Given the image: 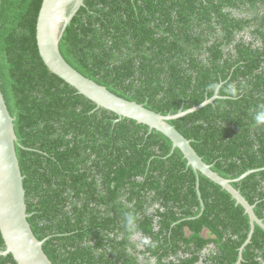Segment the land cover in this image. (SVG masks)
Returning <instances> with one entry per match:
<instances>
[{"label":"trees","instance_id":"16d2710c","mask_svg":"<svg viewBox=\"0 0 264 264\" xmlns=\"http://www.w3.org/2000/svg\"><path fill=\"white\" fill-rule=\"evenodd\" d=\"M42 2L0 0V83L15 117L28 221L47 238L50 260L150 264L126 248L140 229L156 235L144 253L157 264H196L211 245L206 264H264V228L256 224L245 244L250 217L229 191L201 173L198 191L195 170L169 137L117 120L47 67L37 43ZM60 50L86 77L162 114L218 92L170 122L221 176L250 171L233 185L264 221V125L253 119L264 104V0H84ZM213 83L221 86L215 92ZM228 85L239 95L225 92ZM88 149L108 167L107 195L81 169L89 168ZM154 203L163 210L147 212ZM0 264L18 263L8 254Z\"/></svg>","mask_w":264,"mask_h":264},{"label":"water","instance_id":"95a60500","mask_svg":"<svg viewBox=\"0 0 264 264\" xmlns=\"http://www.w3.org/2000/svg\"><path fill=\"white\" fill-rule=\"evenodd\" d=\"M83 3L84 0H43L37 23V43L47 67L75 87L79 93L95 102L98 107L116 113L120 119L126 117L147 124L169 137L173 142V150L179 148L188 164L195 170L198 191L201 173L229 191L236 199V203L245 208L251 224L249 237L245 242L247 244L251 240L256 224L264 228V221L256 214L255 204L246 199L233 185V181L244 177L250 171L237 179L221 176L197 153L191 140L170 122L213 102L219 96L218 92L189 109L181 108L177 113L162 114L137 101L121 97L106 86L86 77L68 63L60 50L61 38ZM70 4L73 7L69 10ZM17 140L15 117L8 109L0 83V230L6 244L5 249H0V255L12 254L18 264H54L43 249L47 238L38 239L28 221L31 213L27 211L25 176L16 150Z\"/></svg>","mask_w":264,"mask_h":264},{"label":"flooded vegetation","instance_id":"af4514ba","mask_svg":"<svg viewBox=\"0 0 264 264\" xmlns=\"http://www.w3.org/2000/svg\"><path fill=\"white\" fill-rule=\"evenodd\" d=\"M124 118V117H123ZM122 119V118H121ZM120 117L118 116L117 117V120H121ZM150 130H156L154 128H151L149 127ZM102 140H99V142H101ZM107 152H109L107 150ZM98 154H96L95 152H93V150H90L88 149L86 152H85V163L89 164V168H86L84 166H81V169L83 171H85V174L87 175V178L89 180H96V182L98 183L99 185V189L98 191L100 190L101 191V194H104V195H107V190L105 189V186H106V182H107V171L108 170V167L105 166L104 167V163H102L100 165L101 162H104V160L102 161H98L97 160L100 158L97 156ZM96 162V163H94ZM98 166H101V167H98ZM101 168H103V170H101ZM88 170V171H86ZM87 172V173H86ZM79 178V179H82L80 177H76V179ZM142 177L139 176V177H136V180L137 181H142ZM103 195V196H104ZM163 210V207L161 205H159L158 203H154L152 204L150 207H148V210L147 212H159ZM154 226L155 228L154 229H158L159 226L157 224V222L154 223ZM145 238H147L150 243H157V240H156V235H153V234H146L144 231L142 230H137L135 231L134 233H132V236H131V241H133L135 243V247H132L130 244L126 245V248L128 251H132L134 248L137 249V250H134V254L137 256L138 255V260L142 263V262H146L149 260V263L150 264H157V257L154 256V255H151L150 252H146L144 253V251L147 249V245L149 244H145L144 243V240ZM210 248H212V245L209 247V248H206L204 251H203V255L201 257V259L199 260L198 263L196 264H206L203 259L205 258L206 255H208L210 252ZM175 256L174 255H170L168 257V259H174Z\"/></svg>","mask_w":264,"mask_h":264},{"label":"clouds","instance_id":"9594fccd","mask_svg":"<svg viewBox=\"0 0 264 264\" xmlns=\"http://www.w3.org/2000/svg\"><path fill=\"white\" fill-rule=\"evenodd\" d=\"M221 86L219 84L213 83L209 85V90L212 92L217 91ZM224 91L233 95V96H237L240 93V90L237 89V87L235 85H228L224 88ZM253 119L255 121V123L257 125H264V104H260L258 106V109L255 111V113L253 114ZM128 224V228L131 230L134 228V219L132 217L128 218L127 221ZM145 244L150 243V241L145 238L144 240ZM155 245H153L154 247ZM213 246V245H212Z\"/></svg>","mask_w":264,"mask_h":264}]
</instances>
